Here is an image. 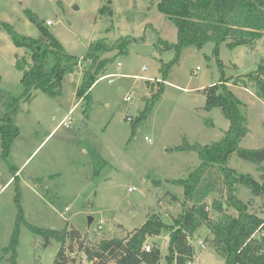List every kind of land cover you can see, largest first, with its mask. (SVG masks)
<instances>
[{
    "label": "rangeland",
    "instance_id": "374dc122",
    "mask_svg": "<svg viewBox=\"0 0 264 264\" xmlns=\"http://www.w3.org/2000/svg\"><path fill=\"white\" fill-rule=\"evenodd\" d=\"M156 3L0 0V85L20 98L13 116L19 133L7 158L0 155V264H54L60 242L52 239L47 244L32 226L62 233L77 229L80 238L67 239V245H73V251H68V264H91L80 241L97 245L105 238L123 237L141 227L153 212L172 223L184 203H207L213 217H217L212 202L215 198L225 201L228 196L221 171L210 166L188 196L185 185L178 180L187 179L202 159L196 150L178 147L185 140L206 146L223 137L230 122L219 107L205 108L202 91L223 78L229 79L228 85L244 102L241 111L247 118L249 133L241 146L264 148V101L254 91L231 83L255 70L264 58V35L253 47H231L223 41L216 49V43L208 41L201 48L186 46L178 54L176 49L158 42L161 37L176 43L177 28ZM103 6L112 8V13L101 14ZM28 10L69 53L81 58L91 42L99 38L107 43L126 36L138 40L129 43L123 52L114 50L102 55L112 58L105 71V75L112 76L94 84L92 101L79 100L76 94L84 70L90 65L85 60L65 76L60 94L51 96L38 89L28 98L15 55L29 60L31 53L17 47L4 27L8 22L21 34L39 37V28ZM176 58L164 82V68ZM160 87L162 91L155 98ZM127 96L129 100H125ZM143 112H147V118L136 123ZM65 117L68 125L57 126ZM228 165L262 181L263 171L258 164L237 153L231 154ZM13 166L20 169L16 174ZM130 187L136 189L130 191ZM235 187V195L248 204L249 210L264 217L263 199L243 184ZM229 212L238 213L232 206ZM89 216L94 217L91 225ZM100 220H104L102 228L98 227ZM207 235L208 229L203 226L190 239L196 251L193 264H224V257L209 245ZM169 236V231H163L147 242L150 246L160 244L159 264H167ZM200 240L206 247L200 245Z\"/></svg>",
    "mask_w": 264,
    "mask_h": 264
},
{
    "label": "trees",
    "instance_id": "16d2710c",
    "mask_svg": "<svg viewBox=\"0 0 264 264\" xmlns=\"http://www.w3.org/2000/svg\"><path fill=\"white\" fill-rule=\"evenodd\" d=\"M156 4L159 11L177 28L176 43L161 37L158 42L166 48L176 49L178 54L186 46L201 48L208 41L215 42L216 49L223 41H227L231 47H253L264 35V0H157ZM107 12L112 13V8H100L101 14ZM28 14L39 28L40 36L37 38L21 34L12 24L4 22V27L11 34L14 44L31 53L29 60L25 56L15 55V65L22 72L24 95L28 98L32 96L33 90L38 89L51 96L60 94L65 76L75 72L81 61L85 60L89 61L90 65L84 70L76 94L79 100L92 101V87L106 74L107 65L112 59L102 55L114 50H117V53L123 52L129 43L138 40L126 36L107 43L105 38H99L91 42L87 53L81 58L69 53L34 12L28 10ZM177 61L178 58L166 64L164 82L170 67ZM148 82L155 88L151 80ZM229 82V79L223 78L202 90L206 96L205 108L211 110L219 107L230 122L221 140L206 146L190 144L185 140V143L178 147L194 149L202 159L201 165L192 171L187 179L178 180L185 185L188 196L210 166H216L221 171L228 196L225 201L215 198L211 204L212 209L219 215L213 217L207 203H184L180 215L174 217L172 223H166L159 213L153 212L141 227L129 231L123 237L105 238L97 245H84L80 239V246L91 264H159L162 259L160 244L154 242L150 250L145 249V244L150 238L162 235L163 231H169L171 236L167 247V264H187L194 259L196 253L190 239L203 226L210 231L206 240L224 257V264H264V217L251 212L248 204L235 195V186L243 184L250 188L253 195L261 197L264 201V148L249 149L241 146V141L249 133V127L247 118L241 111L244 102L234 93L228 85ZM231 83L233 86L241 85L254 91L264 101V58L255 70L233 79ZM161 91L162 87L156 91L154 97L157 98ZM19 99L0 85V137L3 151L0 155L6 158L12 141L19 133V127L13 123V116L19 108ZM147 116V112H143L137 117L136 123L143 122ZM232 153L258 164L263 171L262 181L230 167L228 161ZM13 169L15 174L19 171V168L14 166ZM224 202L227 203V208L224 207ZM231 206L238 211L237 214L229 212ZM32 228L45 237L47 244L52 239H57L61 247L54 264H68V251H73V245H67V239L80 238V231L72 228L62 233L56 229L37 226Z\"/></svg>",
    "mask_w": 264,
    "mask_h": 264
},
{
    "label": "built area",
    "instance_id": "2783aa9c",
    "mask_svg": "<svg viewBox=\"0 0 264 264\" xmlns=\"http://www.w3.org/2000/svg\"><path fill=\"white\" fill-rule=\"evenodd\" d=\"M50 23H51V22L48 21V24H50ZM144 68H145V67H144ZM199 69H200V67L198 66V67L196 68V70H199ZM111 76H112L111 74H107V75H105V76H103V77H101V78H106V77H111ZM101 78H100V79H101ZM110 81H111V79H110ZM129 99H130V96L125 97V100H129ZM129 119L132 120L131 117H129ZM61 125H68L67 120H66V117L63 118L57 126H61ZM146 139H147V140H151V138H149L148 136H146ZM135 189H136V187H130V188H129L130 191H133V190H135ZM66 210H69V207H66ZM103 223H104V220H100V221H99V224H98V227H99V228H102ZM199 243H200V245H201L203 248L206 247V243H205V241L200 240ZM145 249H146V250H150V249H151V246L148 245V244H145ZM187 264H193V261H188Z\"/></svg>",
    "mask_w": 264,
    "mask_h": 264
},
{
    "label": "water",
    "instance_id": "95a60500",
    "mask_svg": "<svg viewBox=\"0 0 264 264\" xmlns=\"http://www.w3.org/2000/svg\"><path fill=\"white\" fill-rule=\"evenodd\" d=\"M88 220H89V225H91L93 220H94V217L93 216H89ZM169 241H170V236L167 238V244L169 243Z\"/></svg>",
    "mask_w": 264,
    "mask_h": 264
},
{
    "label": "crops",
    "instance_id": "0c3cea01",
    "mask_svg": "<svg viewBox=\"0 0 264 264\" xmlns=\"http://www.w3.org/2000/svg\"><path fill=\"white\" fill-rule=\"evenodd\" d=\"M20 170V169H19ZM13 179V177H11L10 179H9V182L11 181ZM3 188V187H2ZM210 233V231L208 230V234Z\"/></svg>",
    "mask_w": 264,
    "mask_h": 264
}]
</instances>
